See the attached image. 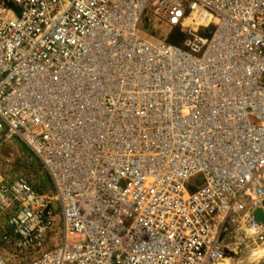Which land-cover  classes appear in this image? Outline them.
<instances>
[{
  "label": "built area",
  "instance_id": "obj_1",
  "mask_svg": "<svg viewBox=\"0 0 264 264\" xmlns=\"http://www.w3.org/2000/svg\"><path fill=\"white\" fill-rule=\"evenodd\" d=\"M147 8L186 48L140 33ZM0 135L51 184L0 174V264H219L230 229L264 244V0H0Z\"/></svg>",
  "mask_w": 264,
  "mask_h": 264
},
{
  "label": "rangeland",
  "instance_id": "obj_2",
  "mask_svg": "<svg viewBox=\"0 0 264 264\" xmlns=\"http://www.w3.org/2000/svg\"><path fill=\"white\" fill-rule=\"evenodd\" d=\"M139 29L144 37L152 41H163L186 48L184 40L189 36L188 33L183 32L179 26L167 25L164 19L154 15L150 8L145 10ZM212 30L213 26L208 29L206 35L210 36ZM0 174L6 178L22 175L35 188L42 191H47L51 187L48 174L40 160L17 138L7 139L0 135ZM194 180L198 181L200 178L196 177ZM7 229L5 219L0 218V234ZM230 231L223 234V238L226 237L225 257L228 260L225 258L219 264H264V255L256 254V251H260L264 245L259 243L256 245L253 237H245L234 229ZM0 246L5 255L13 252L6 250L1 242Z\"/></svg>",
  "mask_w": 264,
  "mask_h": 264
},
{
  "label": "water",
  "instance_id": "obj_3",
  "mask_svg": "<svg viewBox=\"0 0 264 264\" xmlns=\"http://www.w3.org/2000/svg\"><path fill=\"white\" fill-rule=\"evenodd\" d=\"M264 206V201H263ZM254 219L259 222H264V210L263 208L259 207L253 212Z\"/></svg>",
  "mask_w": 264,
  "mask_h": 264
},
{
  "label": "bare ground",
  "instance_id": "obj_4",
  "mask_svg": "<svg viewBox=\"0 0 264 264\" xmlns=\"http://www.w3.org/2000/svg\"><path fill=\"white\" fill-rule=\"evenodd\" d=\"M262 245H264V244H262ZM257 253H258V254H261V256L264 255V247L261 248L260 251H256V254H257ZM225 258L227 259V257H225ZM225 258H224V259H225ZM224 259H223V260H224ZM227 260H228V259H227Z\"/></svg>",
  "mask_w": 264,
  "mask_h": 264
}]
</instances>
